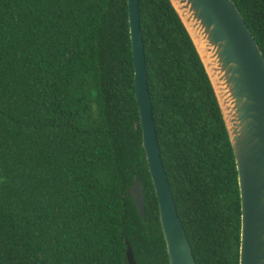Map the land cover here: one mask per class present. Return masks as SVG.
<instances>
[{
    "label": "trees",
    "instance_id": "16d2710c",
    "mask_svg": "<svg viewBox=\"0 0 264 264\" xmlns=\"http://www.w3.org/2000/svg\"><path fill=\"white\" fill-rule=\"evenodd\" d=\"M264 55V0H233ZM171 190L198 264H240L226 122L170 0H139ZM145 188L144 221L129 189ZM171 264L143 146L128 0H0V264Z\"/></svg>",
    "mask_w": 264,
    "mask_h": 264
},
{
    "label": "water",
    "instance_id": "95a60500",
    "mask_svg": "<svg viewBox=\"0 0 264 264\" xmlns=\"http://www.w3.org/2000/svg\"><path fill=\"white\" fill-rule=\"evenodd\" d=\"M129 1L135 89L143 146L160 207L171 264H198L179 215L159 144L149 89L139 0ZM210 78L234 149L242 198L240 264H264V55L233 0H170ZM200 37L205 40L203 47ZM129 195L147 220L145 188L136 178ZM129 264H138L127 241Z\"/></svg>",
    "mask_w": 264,
    "mask_h": 264
},
{
    "label": "bare ground",
    "instance_id": "6f19581e",
    "mask_svg": "<svg viewBox=\"0 0 264 264\" xmlns=\"http://www.w3.org/2000/svg\"><path fill=\"white\" fill-rule=\"evenodd\" d=\"M200 42L203 43L202 45H203V47H205V49H206V48H207V44H206L205 40L202 39V37H200Z\"/></svg>",
    "mask_w": 264,
    "mask_h": 264
}]
</instances>
